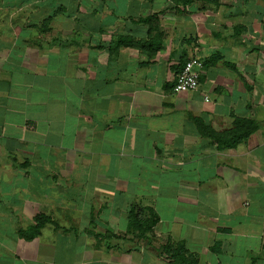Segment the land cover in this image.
<instances>
[{
	"label": "crops",
	"instance_id": "0c3cea01",
	"mask_svg": "<svg viewBox=\"0 0 264 264\" xmlns=\"http://www.w3.org/2000/svg\"><path fill=\"white\" fill-rule=\"evenodd\" d=\"M221 3L0 0V264H175L138 208L197 264H264V26Z\"/></svg>",
	"mask_w": 264,
	"mask_h": 264
},
{
	"label": "rangeland",
	"instance_id": "374dc122",
	"mask_svg": "<svg viewBox=\"0 0 264 264\" xmlns=\"http://www.w3.org/2000/svg\"><path fill=\"white\" fill-rule=\"evenodd\" d=\"M174 2V0H172ZM179 1L178 5H181L184 8H187L188 6H192L195 5L197 3H200L201 6L203 7L205 4L207 5L208 3H206L205 1H196L193 3H184L182 2L183 0H177ZM176 2V1H175ZM225 3V6L228 7V10H234V11H241L242 6H247L250 8L249 9V13H250V17L253 18H258V22L262 24V26H264V0H219L217 3L213 4V6H219L222 3ZM228 3V4H226ZM230 3L234 4V5H230ZM236 5V6H235ZM232 7V8H231ZM239 8V9H238ZM253 16H252V13ZM252 22L255 24V21L252 20ZM264 32V31H263ZM135 214L137 213L138 215V220L139 223L142 224L141 227L138 228H131L130 234L134 235L135 240L137 242H146V244H144L143 247H147L152 249L154 251V253H158L159 255H165V256H170L172 257L170 251H168L166 249V247H174L172 245L171 242H167L163 245H161L163 242L161 240V238L158 236L157 237V232L155 231V228L153 227H149V223L150 221L153 219L150 210H147L145 208H138L135 209ZM189 257V256H188ZM193 256H190L189 258H192Z\"/></svg>",
	"mask_w": 264,
	"mask_h": 264
},
{
	"label": "built area",
	"instance_id": "2783aa9c",
	"mask_svg": "<svg viewBox=\"0 0 264 264\" xmlns=\"http://www.w3.org/2000/svg\"><path fill=\"white\" fill-rule=\"evenodd\" d=\"M204 61L197 56L190 57L177 74L174 92H187L197 90L200 84V74ZM208 100V98H207Z\"/></svg>",
	"mask_w": 264,
	"mask_h": 264
},
{
	"label": "trees",
	"instance_id": "16d2710c",
	"mask_svg": "<svg viewBox=\"0 0 264 264\" xmlns=\"http://www.w3.org/2000/svg\"><path fill=\"white\" fill-rule=\"evenodd\" d=\"M176 1V2H175ZM181 1V0H180ZM196 1H205L206 3L213 5L215 3H217L219 0H183L182 2L184 3H193ZM179 1L174 0L175 4H179ZM129 222H130V227H134V228H138L141 227L142 224L139 223L138 220V215L137 213L135 214L134 210L130 211L129 214ZM157 222V220L155 218H153L150 223H149V227H152L155 223ZM166 249L171 253L173 260L175 262V264H197V258L196 257H192L189 258L190 256H192V254H190V256L188 257L185 253H184V249L182 247H178V248H174V247H166Z\"/></svg>",
	"mask_w": 264,
	"mask_h": 264
}]
</instances>
